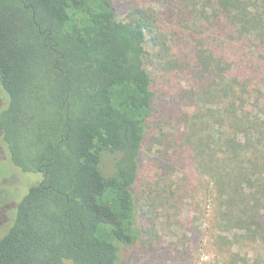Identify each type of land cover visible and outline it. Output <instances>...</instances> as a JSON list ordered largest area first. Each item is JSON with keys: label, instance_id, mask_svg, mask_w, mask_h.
Wrapping results in <instances>:
<instances>
[{"label": "trees", "instance_id": "obj_1", "mask_svg": "<svg viewBox=\"0 0 264 264\" xmlns=\"http://www.w3.org/2000/svg\"><path fill=\"white\" fill-rule=\"evenodd\" d=\"M0 87V264H184L152 218L203 198L207 264H264V0H0Z\"/></svg>", "mask_w": 264, "mask_h": 264}, {"label": "rangeland", "instance_id": "obj_2", "mask_svg": "<svg viewBox=\"0 0 264 264\" xmlns=\"http://www.w3.org/2000/svg\"><path fill=\"white\" fill-rule=\"evenodd\" d=\"M148 51L150 55L156 52L151 48H149ZM148 68L150 71L153 70L151 64L148 65ZM158 78L159 77L156 76V79ZM1 90L2 89H0V111L5 105V98L2 96V93L4 92H1ZM25 124L27 123L25 122ZM1 137L2 135L0 133V237L5 235L9 229L7 224H9L10 220L13 218L17 208L18 195H20L21 189L23 186L31 185L34 180H37L28 173H25L23 176L11 165L9 156L6 152V147L2 143ZM150 155L152 156V153ZM148 156V154H143L145 162L151 157ZM14 190V193L8 194V192H13ZM202 202L203 203L199 208V214H196L198 210L196 211L194 209L195 205L191 208L188 207V209H194L196 213L191 211L192 213L187 216L185 215L187 213L182 215L184 221H180V224L173 222L172 219L168 220V218L166 219L164 217L159 219V216H153L152 218V223L156 224V228L163 239L164 246H171L175 243L180 249L183 247L191 249V256L187 258L188 261L184 264H207L215 260L217 256L216 251L209 243L208 227L210 224L211 201L208 198H203ZM195 217L197 218V221L194 226L198 235L196 240L192 236V230L194 227L191 225V223L193 224ZM189 230L191 233L185 234V232H188ZM168 258L170 259L169 264H175L171 262L173 258L171 254Z\"/></svg>", "mask_w": 264, "mask_h": 264}]
</instances>
